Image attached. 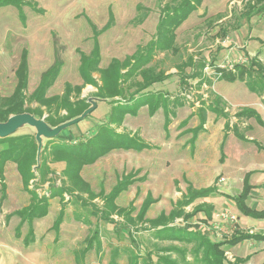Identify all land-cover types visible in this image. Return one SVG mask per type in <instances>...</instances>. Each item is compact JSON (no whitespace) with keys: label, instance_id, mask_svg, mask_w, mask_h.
<instances>
[{"label":"rangeland","instance_id":"374dc122","mask_svg":"<svg viewBox=\"0 0 264 264\" xmlns=\"http://www.w3.org/2000/svg\"><path fill=\"white\" fill-rule=\"evenodd\" d=\"M179 2L21 0L19 9L14 5L0 7L1 98L8 97L15 87V70L23 51L27 53L28 66L24 110L0 121V138L30 134L36 140L35 163L31 166L34 178L28 183L33 194L22 186L13 161L3 166L6 187L0 201V264H202L194 258L195 241L159 238L157 229L191 226L211 240L222 241L230 236L222 234L224 228L237 227L228 222L222 223V230H211L216 212L225 209V204L238 215L240 225L247 220L258 227L254 229L264 225V218L256 220L239 214L221 196L225 191L231 194L226 197L232 199L240 192L246 174L245 159L253 156L246 151L251 143L238 139L234 131L248 136L249 130L244 132V128L254 123V118L238 119L235 113L255 110L250 102L246 104L248 95L256 94L257 107L264 105V86L260 75L256 76L257 67L250 79L246 75L234 81L221 78L216 69L229 70L231 61L241 55L247 58L244 63L255 55L264 63V13L247 19V0H202L174 30L175 51L157 50L151 54L146 67L171 74L149 88L166 95L168 109L160 107L149 112L144 105L125 113L120 123L107 121V127L135 138L142 147L112 148L84 165L80 176L89 185L90 193L72 187L63 172L65 162L50 154L48 139L69 141L91 135L96 124H103L114 101L121 98L116 96L114 100L97 93L101 85L98 69H104L113 59L122 62L126 56L142 52L155 37L160 15ZM94 45L98 46V59L90 76L95 85L86 83L79 74L80 55L89 56ZM129 60L134 61L132 57ZM51 66L58 72L44 89V96H63L71 105L84 100L88 105L70 118H66L64 109L52 112V124L64 117L55 126L44 119L54 110L53 104L41 105L32 96ZM133 79H123V98L137 87ZM249 80H256V92L248 88ZM34 108L37 111H31ZM13 116L16 118L9 124ZM73 121L76 123L69 124ZM61 125L64 127L56 131ZM57 134L59 137L54 138ZM65 136L69 138H60ZM234 138L240 140V147L235 146ZM226 169L232 174L229 181ZM200 189L210 191L184 206L182 202L190 192ZM257 191L264 198V180ZM51 192L57 194L49 197ZM34 194L50 198L48 212L29 224L19 211L33 204ZM147 197L152 202L140 218L139 211ZM200 207L217 209H213L212 218H206V211L189 219L183 217ZM180 209L179 217L173 219L169 213ZM160 214L162 218L154 221ZM125 239L127 245H123ZM248 246L246 240L221 249L225 250L226 260L233 261L234 256L244 254V249L263 248L247 264H264V241Z\"/></svg>","mask_w":264,"mask_h":264},{"label":"trees","instance_id":"16d2710c","mask_svg":"<svg viewBox=\"0 0 264 264\" xmlns=\"http://www.w3.org/2000/svg\"><path fill=\"white\" fill-rule=\"evenodd\" d=\"M202 0H180V2L173 6L170 9L164 10L163 14L160 15L159 22L156 27L155 37L151 39L144 49L141 51H136L135 55L132 57L134 61L131 63L129 58L126 56L125 60L122 62L115 61L114 59L110 64L104 69H98L101 78V85L98 88L97 93L102 96H107L110 99H114L118 96L119 100H115L112 108L109 111L108 116L105 117L103 124H96L94 128V133L86 136H78L74 139H71L67 136L60 137L63 140L69 138V141L62 140H47L50 141L49 150L52 157L57 160H63L65 162L64 175L67 181L71 184L72 187L76 189H83L85 192L90 193L89 185L81 178L80 171L84 165L91 164L96 161L100 156L106 155L109 150L112 148H123L130 149L136 148L139 149L142 147V144L138 142L135 138L127 137L123 134H119L107 127V121H112L120 123L123 115L129 111H135L140 106H147L149 112H154L158 108L163 107L164 110L168 109L167 98L161 91H152L149 88L157 82H161L165 79H168L171 74L163 75L160 72H154L152 68L146 67V64L151 58V54L155 51H175V36L174 30L185 21L189 15L196 10L201 4ZM248 9L246 11V18L250 19L253 15L261 14L264 12V0H247ZM5 5H14L18 9L21 5V0H0V7ZM264 43V40H262ZM98 46L94 45L91 54L88 56L81 54L80 63H79V74L81 78L88 84H96V81L90 76L91 71L96 70V62L98 59ZM144 53V54H142ZM26 51H23L20 58V63L18 68L15 70L16 84L13 91L8 97H0V121H5L9 115L23 112V105L26 100L24 94V89L26 87L27 81V59ZM129 66V67H128ZM123 67H128L126 71H122ZM256 76L260 75V80L262 86H264V63H260L255 56H252L248 63H235L232 68L229 70H224L223 68L217 67L216 69L220 72V76L223 79L234 81L235 79L243 80L247 75L250 79V74L252 71H256ZM58 68L51 66L41 77L39 85L35 93L32 94L34 100L39 104L48 106L53 104L54 110L50 111L51 106L49 107V113L45 116V120L52 126L57 125L63 120L64 117L59 118V122L52 124L50 115L52 112L54 114L59 113L60 109H64L67 113L66 118L73 117L78 115L82 111L78 112L81 108H86L88 105L85 104L84 100H78V102L73 105L67 102L63 96H53L45 97L44 89L52 82L56 77ZM139 77L137 80L136 78ZM132 80V84L137 86L132 93L128 94L126 98H123V88L122 83L123 79ZM131 84V83H130ZM128 84V85H130ZM248 88L256 92V80H249L247 82ZM118 99V98H116ZM82 109V110H83ZM58 110V111H57ZM31 111H37L36 108ZM39 111V110H38ZM41 112V111H40ZM133 113V112H132ZM42 116L41 114H39ZM235 116L240 119L242 117L251 118L253 117L255 121L264 126V122L260 118L259 114L253 109H242L235 113ZM87 117L84 116L82 118ZM81 118V119H82ZM78 121V120H77ZM76 121V122H77ZM74 122V123H76ZM249 130V126L244 128V132ZM61 134V133H60ZM60 134L55 135L54 138L59 137ZM235 136L240 140H247L244 136L243 131L235 130ZM47 144V143H46ZM36 156V140L34 135L23 134V135H10L4 138H0V201L3 199L5 194V183L3 176V166L4 163L8 160L13 161L16 164L17 171L19 172L22 186L27 191L31 192L28 188V183L31 179L34 178V174L31 171V166L35 163ZM248 174L246 173L243 177V184L241 191L233 196L232 199L235 202V205L238 211L245 216H251L255 218H264V209L263 210H254L251 209L246 204V199L248 197L251 186L248 183ZM120 189V188H118ZM115 188V190H118ZM210 191L209 189L203 190H193L189 191V196L182 202L184 206H187L191 203L194 198L206 196V193ZM49 197L56 195L57 193L51 192ZM116 194V193H115ZM114 194V195H115ZM34 202L29 207H26L19 211V214H22L23 220L30 222L34 218L43 217L48 212V202L49 197L43 198L41 196L37 197L34 194ZM37 197V198H36ZM50 199V198H49ZM152 202L150 198H146L140 208L139 216L140 218L145 214L146 210L149 207V204ZM107 203V200H106ZM214 208L206 210L204 207L194 209L192 214H186V219L192 217L193 214H196L199 211H206V218H212V212ZM182 210L171 211L170 216L175 219L179 217ZM60 215V214H59ZM162 218L160 214L154 221H158ZM58 225V224H57ZM55 228L57 226L53 225ZM184 226L179 227H162L157 229L159 231V238L166 237V239L179 240L185 243L196 242V247H194L193 254H195V259L201 261L202 264H243L246 262L247 257H234L233 261H227L224 251L221 249L223 245H228L233 247L238 243L245 240H255L262 241L264 240V234L250 233L249 231L240 230L236 227L229 237L224 238L222 241L211 240L205 236L204 232H201L199 229H193L191 226L183 228ZM58 229V227L56 228ZM162 230L167 231V233L162 232ZM30 233L32 230L30 228ZM28 232V236L30 234ZM194 242V243H195ZM92 241H88L87 247L92 246ZM97 243V242H96ZM99 243V241H98ZM97 243V244H98ZM137 264V263H132ZM169 264H174L172 261Z\"/></svg>","mask_w":264,"mask_h":264},{"label":"crops","instance_id":"0c3cea01","mask_svg":"<svg viewBox=\"0 0 264 264\" xmlns=\"http://www.w3.org/2000/svg\"><path fill=\"white\" fill-rule=\"evenodd\" d=\"M264 13V12H263ZM262 14V13H261ZM258 15V14H257ZM254 97H256V94H252L251 96L248 95V103L246 104H249V102L252 104V106H254L256 112L259 114L260 118L262 119V121L264 122V105H260V107H257L256 106V103L254 101ZM250 104V105H251ZM254 120V123H248V126H249V135L246 136L247 137V142L246 143H251L250 144V147L249 148H246L247 152L252 154L253 156H249L247 157L245 160H246V163L247 165L246 166V172L248 174V183L249 185L251 186V189L249 191V194H248V197L246 199V204L251 208V209H254V210H263L264 209V198L260 195V192H258V185L259 183L264 180V177L261 178V175H264V154L262 156H259L261 152H264V126H261L260 124H258L255 119ZM235 139V138H234ZM236 143H235V146L236 147H240V144H237L238 141L240 140H236ZM240 149V148H239ZM240 151H242L240 149ZM259 154V155H258ZM242 157L244 155V153L240 154ZM228 158V155L226 157V159ZM245 168V167H244ZM229 171L228 169H226V173H228V181L230 179V177L232 178V174L230 175L229 174ZM227 181V183H228ZM226 183V184H227ZM242 184H243V180H242ZM242 186V185H241ZM241 191V190H240ZM225 195H221L223 197H225L227 199V203L229 206L231 207H234L237 209L236 205H235V202L233 201V199L229 198L230 197V193H227L225 192ZM228 194L229 197H226V195ZM211 203V201L209 202ZM225 207L226 209H228L229 207L225 204ZM214 209H217V208H214ZM230 210V209H228ZM231 211V210H230ZM238 211V209H237ZM232 212V211H231ZM239 214H241L239 212ZM251 217V216H249ZM237 218H238V215H237ZM254 219H259V218H255L253 217ZM239 219H237V222L235 224H237V227L240 228V230H243V231H249L250 233H258V234H264V225L260 226L259 228L260 229H254V228H258V227H255L253 224L254 222L253 221H248L245 222L244 224H239ZM223 223H228V222H223ZM230 223V222H229ZM224 227L222 225V228L219 229V230H222ZM236 227H234L235 229ZM225 231L222 233V234H225V235H228V234H231L232 231L234 229H228V227L224 228ZM211 230H215L212 226H211ZM128 240L125 239V242L123 243V245H127L126 243ZM246 241V240H245ZM264 240L260 241V242H263ZM244 241L238 243V244H241L243 243ZM255 242H259V241H255V240H249V246H252L254 245ZM260 250H263V248L261 249H252L250 250L248 248V251L246 249H244V254L241 255V256H234V257H241V258H245L247 257V260L245 263L243 264H247L251 258V256L255 253H258L260 252Z\"/></svg>","mask_w":264,"mask_h":264},{"label":"built area","instance_id":"2783aa9c","mask_svg":"<svg viewBox=\"0 0 264 264\" xmlns=\"http://www.w3.org/2000/svg\"><path fill=\"white\" fill-rule=\"evenodd\" d=\"M246 61H247V58L241 55L236 60L231 61L229 66L231 68L233 66V64H235V63H244ZM214 219L215 220H213V222H212V227L215 230H219L222 228L223 222L236 223L238 218L234 213H232L230 210L225 208V209H221V210L217 211Z\"/></svg>","mask_w":264,"mask_h":264},{"label":"water","instance_id":"95a60500","mask_svg":"<svg viewBox=\"0 0 264 264\" xmlns=\"http://www.w3.org/2000/svg\"><path fill=\"white\" fill-rule=\"evenodd\" d=\"M14 118H16V116H13V117H11V118H9V124H11L13 121H14ZM82 118V116L81 117H79L77 120H79V119H81ZM77 120H75V121H77ZM72 123H74V121L73 122H70L69 124H72ZM64 126L63 125H61V126H58V127H56V131H59L60 129H62ZM9 130H10V128H9ZM56 131H55V133H56ZM5 133H7V132H4V134ZM0 134H3V133H0Z\"/></svg>","mask_w":264,"mask_h":264}]
</instances>
